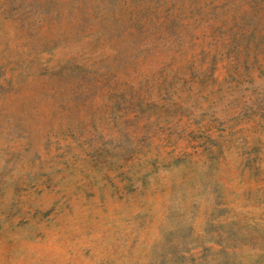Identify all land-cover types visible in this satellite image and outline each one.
<instances>
[{
	"label": "rangeland",
	"instance_id": "374dc122",
	"mask_svg": "<svg viewBox=\"0 0 264 264\" xmlns=\"http://www.w3.org/2000/svg\"><path fill=\"white\" fill-rule=\"evenodd\" d=\"M0 264H264V0H0Z\"/></svg>",
	"mask_w": 264,
	"mask_h": 264
}]
</instances>
